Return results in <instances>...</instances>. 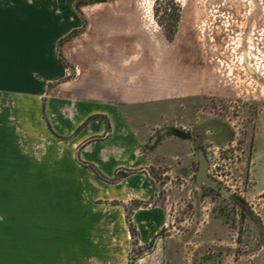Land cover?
Wrapping results in <instances>:
<instances>
[{"label": "rangeland", "instance_id": "obj_1", "mask_svg": "<svg viewBox=\"0 0 264 264\" xmlns=\"http://www.w3.org/2000/svg\"><path fill=\"white\" fill-rule=\"evenodd\" d=\"M76 1L0 0V264H264V0H136L129 19L120 2L86 18ZM109 55L187 83L128 107L159 144L146 193L78 165L19 93L49 77L115 99L98 67ZM169 127L189 137L158 135ZM197 137L221 191L195 183Z\"/></svg>", "mask_w": 264, "mask_h": 264}, {"label": "crops", "instance_id": "obj_2", "mask_svg": "<svg viewBox=\"0 0 264 264\" xmlns=\"http://www.w3.org/2000/svg\"><path fill=\"white\" fill-rule=\"evenodd\" d=\"M118 2L128 5V19L131 18L137 1L111 0L107 4L116 5ZM99 3L101 2L83 5L79 11L86 18H90L93 13L87 12L86 9L88 7L91 9ZM104 11L109 16H115L117 8L108 6ZM124 11H127V8H124ZM53 13L52 20L61 19L60 15H64V13ZM111 58V55L106 56L99 62L98 67L106 69L104 74L108 79L105 81L107 90L114 94L115 99L90 93L79 94L74 91L75 85L71 80L58 83L59 81L49 77L36 84L35 89L21 83L19 93L23 92L27 95L24 97L26 100L33 101L32 115H40L46 131L52 138L57 142L73 145L75 149L73 159L78 165L91 170L100 182L110 186L119 185L121 190H125L124 181L126 183L128 181V187L139 186L141 193H146L150 184L148 180L151 179L148 167L151 164L152 154L159 144L152 149L146 147V142H143L128 119V107L164 99V93L171 90L170 85L176 83L185 88L187 83L182 80L180 73L177 74L175 71L172 76L164 74L163 70L158 68L155 74L150 76L145 71L146 66L143 61H128V55L124 60L112 61ZM58 63L62 69L66 68V64L60 58ZM112 68L119 69L123 75L122 85L116 86L113 83L112 77L115 72H111ZM134 69L138 70L136 73L138 79L133 80ZM171 78L176 79V82H171ZM117 90L118 92H115ZM17 111L19 118L26 116L24 113L22 115L20 108ZM89 164L93 165L103 177L89 167ZM120 169L126 174L120 173L115 179ZM143 175L148 179L146 182L140 178Z\"/></svg>", "mask_w": 264, "mask_h": 264}, {"label": "water", "instance_id": "obj_3", "mask_svg": "<svg viewBox=\"0 0 264 264\" xmlns=\"http://www.w3.org/2000/svg\"><path fill=\"white\" fill-rule=\"evenodd\" d=\"M162 133L172 134L180 138L189 137V135L186 132L178 130L173 127L162 129L161 131L158 132V135L160 136L162 135ZM159 136L155 139V141L159 139ZM195 147L198 156V167L195 174L196 185L201 187L203 184H206L221 191L217 181L208 174V165H209L208 159L206 158L204 149L200 146V139L198 137L195 139Z\"/></svg>", "mask_w": 264, "mask_h": 264}, {"label": "trees", "instance_id": "obj_4", "mask_svg": "<svg viewBox=\"0 0 264 264\" xmlns=\"http://www.w3.org/2000/svg\"><path fill=\"white\" fill-rule=\"evenodd\" d=\"M101 1H104V0H77L76 2H75V4H74V6H75V8H76V10H78L79 11V9H80V7L81 6H83V5H86V4H89V3H96V2H101ZM157 16H158V14H157ZM158 19H159V17H158ZM159 21H160V23H161V19H159ZM177 18H174L173 19V22H176L175 23V25L173 26V29L172 30H170V32L167 34V38L168 39H172L173 38V36H174V34H175V26L177 25ZM74 32H72V33H70L68 36H70L71 34H73ZM68 36H66L67 38H68ZM58 54V56H59V58L62 60V62H64L65 63V61H64V59H63V57L61 56V54L58 52L57 53ZM89 167H91L99 176H102L99 172H98V170L93 166V165H88ZM120 173L121 174H123V175H125L126 174V172L123 170V169H120V170H118L117 171V174H116V178L115 179H117L119 176H120ZM103 177V176H102ZM114 179V180H115ZM107 181H112V180H110V179H106Z\"/></svg>", "mask_w": 264, "mask_h": 264}, {"label": "flooded vegetation", "instance_id": "obj_5", "mask_svg": "<svg viewBox=\"0 0 264 264\" xmlns=\"http://www.w3.org/2000/svg\"><path fill=\"white\" fill-rule=\"evenodd\" d=\"M151 139H152V138H150L149 141L146 143V147H147L148 149H152V148H153L152 145H151V143H152V142H151ZM204 152H205V150H204ZM205 155H206V158H207V154H206V152H205ZM197 157H198V156H197Z\"/></svg>", "mask_w": 264, "mask_h": 264}]
</instances>
